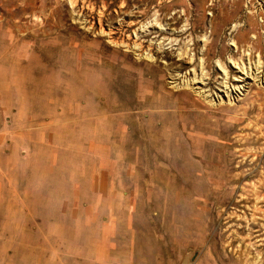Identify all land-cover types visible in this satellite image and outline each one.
<instances>
[{
  "label": "rangeland",
  "instance_id": "rangeland-1",
  "mask_svg": "<svg viewBox=\"0 0 264 264\" xmlns=\"http://www.w3.org/2000/svg\"><path fill=\"white\" fill-rule=\"evenodd\" d=\"M239 67L264 78V0H0V264H264Z\"/></svg>",
  "mask_w": 264,
  "mask_h": 264
},
{
  "label": "bare ground",
  "instance_id": "bare-ground-1",
  "mask_svg": "<svg viewBox=\"0 0 264 264\" xmlns=\"http://www.w3.org/2000/svg\"><path fill=\"white\" fill-rule=\"evenodd\" d=\"M183 31H185V30H183ZM121 45H123V46H125V48H127V49H132L133 50V52L136 54V55H138V56H141V57H144V58H148V59H152L153 58V55L151 54V49L149 50V52H147L146 54L144 53V54H142V45L141 44H138V43H136V42H134V44H132V45H129L128 43H124V42H122L121 43ZM182 56H185V53L184 52H181L180 54H179V57H182ZM187 57V56H186ZM189 58V57H188ZM192 58V57H191ZM193 59V58H192ZM192 62V61H191ZM239 69H240V73L242 74V76L240 77V79L239 80H237L238 82H245L246 81V79L247 78H251L253 81H255V82H261L262 81V83L264 84V78H263V76L262 75H260V71L258 70V69H255V72H254V74H250L249 73V71H247V69H245L244 67H239ZM260 69V68H259ZM196 75V74H195ZM194 79H195V77H194ZM204 79V78H203ZM175 83V82H174ZM205 84V83H203L202 82V80L200 79V80H198V81H195V80H192V82H191V89L192 90H194V92L196 93V94H198L200 97H203V99H205V100H207V97H208V95L207 94H205V90L204 89H202L201 87H196V88H193L194 86H192V85H195V84ZM173 84V83H172ZM176 84V83H175ZM226 84V83H225ZM189 85H190V83H189ZM221 85V84H220ZM179 86V85H178ZM198 86V85H197ZM190 87V86H189ZM227 88V87H226ZM190 89V88H189ZM241 90H243V87L242 86H237V87H234L231 91H232V93L233 94H237L238 95V97L237 98H239V95L241 94ZM219 92L220 93H222L223 94V96H224V98H226L227 100H230L231 99V95H229V92H228V90H221V88H220V90H219ZM235 98V97H234ZM216 101H219V102H221V101H223V98H222V96L221 95H216V99H215ZM209 102H212V100L210 101V100H208ZM126 103V102H125ZM124 104V102L122 103V105Z\"/></svg>",
  "mask_w": 264,
  "mask_h": 264
}]
</instances>
